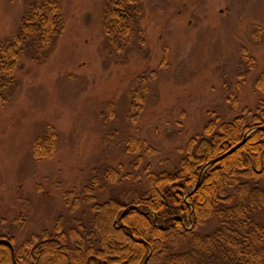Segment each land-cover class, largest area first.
<instances>
[{
	"label": "rangeland",
	"instance_id": "374dc122",
	"mask_svg": "<svg viewBox=\"0 0 264 264\" xmlns=\"http://www.w3.org/2000/svg\"><path fill=\"white\" fill-rule=\"evenodd\" d=\"M28 2L0 0V42L19 28ZM59 2L63 36L47 60L24 59L17 72L21 87L0 109V234L14 236L17 245L53 232L60 217L87 218L91 204L71 212L65 193L80 192L95 169L122 165L124 174L145 181V173L131 166L135 156L122 145L128 135L144 142L143 166L172 169L210 118L225 122L252 115L264 100L256 88L264 73V0H146L142 27L148 47L136 46L127 63L109 65L101 30L105 0ZM242 50L256 61L253 68ZM165 53L169 68L133 125L131 83L157 69ZM111 101L114 120L103 115ZM49 125L61 143L53 159L39 162L32 143ZM137 185L143 186L124 180L99 200Z\"/></svg>",
	"mask_w": 264,
	"mask_h": 264
},
{
	"label": "trees",
	"instance_id": "16d2710c",
	"mask_svg": "<svg viewBox=\"0 0 264 264\" xmlns=\"http://www.w3.org/2000/svg\"><path fill=\"white\" fill-rule=\"evenodd\" d=\"M145 12L146 0H105L101 30L106 64H125L136 46L148 47L142 27ZM64 31L59 0H29L19 28L0 42V109L21 87L17 72L24 59L47 60ZM242 58L250 68L255 66L247 50H242ZM168 68L165 53L157 69L131 83V124L144 114L148 97ZM256 88L264 93V73ZM106 107L103 115L114 120L116 104L111 101ZM247 134L243 145L208 166ZM60 143V133L49 125L33 141L32 155L39 162L51 160ZM122 145L135 156L131 166L145 173V181L137 175L132 179L133 172L124 174L122 165L95 169L80 192L65 193L71 212L91 204L87 218L60 217L53 232L34 234L18 245L14 236L0 234V264H264V100L255 114L225 122L219 116L210 118L172 169L143 166L144 142L134 135L125 137ZM124 180L143 186L99 200L100 193ZM212 222L216 227L207 230Z\"/></svg>",
	"mask_w": 264,
	"mask_h": 264
},
{
	"label": "water",
	"instance_id": "95a60500",
	"mask_svg": "<svg viewBox=\"0 0 264 264\" xmlns=\"http://www.w3.org/2000/svg\"><path fill=\"white\" fill-rule=\"evenodd\" d=\"M247 137H248V134L246 135V137L244 138V140H243L241 143H239L238 145H236L235 147H233L231 150H229V151L226 152L225 154H223V155H221V156H219V157L213 159V160L208 164V166L215 164L216 162L222 160L223 158H225V157H227L228 155H230L231 153H233L237 148H239L241 145H243V144L246 142ZM200 178H201V177H200ZM199 182H200V180H199ZM198 186H199V183L197 184V186H196V188L194 189V191L198 188Z\"/></svg>",
	"mask_w": 264,
	"mask_h": 264
},
{
	"label": "flooded vegetation",
	"instance_id": "af4514ba",
	"mask_svg": "<svg viewBox=\"0 0 264 264\" xmlns=\"http://www.w3.org/2000/svg\"><path fill=\"white\" fill-rule=\"evenodd\" d=\"M12 251H14V248H12ZM15 262H16V260H15Z\"/></svg>",
	"mask_w": 264,
	"mask_h": 264
}]
</instances>
